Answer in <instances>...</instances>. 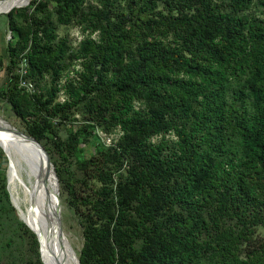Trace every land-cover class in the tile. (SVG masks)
<instances>
[{
  "label": "trees",
  "instance_id": "16d2710c",
  "mask_svg": "<svg viewBox=\"0 0 264 264\" xmlns=\"http://www.w3.org/2000/svg\"><path fill=\"white\" fill-rule=\"evenodd\" d=\"M4 16L0 106L46 150L79 264H264V0H31ZM7 164L0 148V264L16 240L44 264Z\"/></svg>",
  "mask_w": 264,
  "mask_h": 264
},
{
  "label": "bare ground",
  "instance_id": "6f19581e",
  "mask_svg": "<svg viewBox=\"0 0 264 264\" xmlns=\"http://www.w3.org/2000/svg\"><path fill=\"white\" fill-rule=\"evenodd\" d=\"M30 1L4 0L0 2V13H5L18 6H25ZM4 122L8 124L6 121ZM20 134L0 124V147L8 158L7 182L12 201L20 216L26 219L38 232L45 249L52 256L54 264H76L77 258L69 239L63 231L61 235L58 232L55 201L52 196L53 187L50 182L52 172L46 180L42 181L45 168L41 154L36 146L34 148ZM54 185V192H56L55 179ZM47 196L50 203L53 199L51 209L48 208ZM40 256L45 264L41 253Z\"/></svg>",
  "mask_w": 264,
  "mask_h": 264
},
{
  "label": "rangeland",
  "instance_id": "374dc122",
  "mask_svg": "<svg viewBox=\"0 0 264 264\" xmlns=\"http://www.w3.org/2000/svg\"><path fill=\"white\" fill-rule=\"evenodd\" d=\"M4 15L5 14L0 13V57H2L4 59V62L6 64V62H7L6 44H7V41L9 39V32H8V28H7L6 17ZM59 33H60V35L68 34V36L71 39L74 46H76L77 43L83 38V34L78 27L61 28ZM95 38H96V34L92 35V39H95ZM75 68H77V67H75ZM68 75L71 78L74 74H73V72L70 71ZM4 79H5V73H4V71H1L0 72V84L3 83ZM64 81H65V77H63L61 79L60 84H63ZM30 84L33 86V84L31 82H30ZM34 90H35L34 88L33 89L31 88L30 92H34ZM65 98L66 97H65V94L63 93V91L59 92L58 101L63 102L65 100ZM2 119L4 121H6L8 124H10L12 127H14L16 130H18L19 132L24 133V129H23L22 125L19 123V121L16 118L12 117L11 115L5 113L0 106V124L9 128V125L6 124ZM69 128H70V126L67 125V129H69ZM76 128H77L76 126H74V127L71 126V129L76 130ZM66 132H67L66 129L62 130L60 132L61 136L65 137ZM96 136L99 139V142H101L105 145H109L112 140H116V138L118 137V134L106 135L103 132L98 130L96 133ZM22 137L29 144H31L33 146V143L30 142V140H28L24 136H22ZM92 139L86 144H80L79 148H81L83 150V152L79 154V157H81L82 159L88 158L90 155H92L96 151L98 143H97L96 138H94L93 140ZM5 156H6V154H5ZM7 162H8V158H7ZM7 167H8V164H7ZM54 171H55V169H54ZM6 175H7V168H6ZM50 179H51L50 180L51 185L53 187L52 178H50ZM53 180H54V178H53ZM6 183H7V190L9 192V186H8L9 184H8V182H6ZM58 186H59V184H58ZM54 191H55V185L53 187L52 196H53ZM48 194H49V192H48ZM11 198H12V196H11ZM63 198H64V196H62L61 198L59 197L60 209H61L62 231L64 232V235L67 237V239H69L68 241L71 245V248L77 257V254H78V252L82 246V241H83L82 235H81V229L78 226L76 220L74 219L75 218L74 214L72 213L71 210L68 209L65 201H63ZM52 201H53V199H51V203H50L49 197L47 196V204H48V208H50V209L52 208ZM14 202H15V200H14ZM50 212H51V210H50ZM16 213H17V217L19 218V220L20 221L22 220L25 224L27 223L26 225L30 228V226H29L30 224L26 221V219L21 217L17 210H16ZM262 232H263V229H259V233H262ZM35 233L38 234L37 231ZM38 237L40 238L39 234H38ZM41 239L42 238H40L39 240L41 241ZM41 244H42V246H41L40 251H41L42 257L45 260L46 257H44L43 250H45V251H47V250L45 249L42 241H41ZM23 247L24 246L20 245V242L18 240L14 241V243H12L11 247L10 248L8 247L9 250L5 252L6 255L9 254V256L7 257L8 262H10L11 264H34L35 257L33 255L26 257L24 259L23 254L25 253V248H23ZM40 258H41V256H40ZM29 259H30L31 263H28ZM50 264H54L53 259H52Z\"/></svg>",
  "mask_w": 264,
  "mask_h": 264
},
{
  "label": "water",
  "instance_id": "95a60500",
  "mask_svg": "<svg viewBox=\"0 0 264 264\" xmlns=\"http://www.w3.org/2000/svg\"><path fill=\"white\" fill-rule=\"evenodd\" d=\"M4 0H0V2H2ZM30 3V2H29ZM27 3V5L29 4ZM25 5V6H27ZM25 6H18V7H15V8H20V7H25ZM11 10V9H10ZM10 10H8L7 12L5 13H2V14H7ZM10 125V124H9ZM9 128L12 129V131H14L15 133H21L19 132L18 130H16L14 127H12L11 125L9 126ZM23 136H25L28 140H30L38 149L39 151V154H41V158L43 159V167L45 168L44 169V174H43V180H46L47 177H49L48 175L50 174V172H52V175L54 176L53 178L55 179L56 181V185H57V189H56V192L53 193V198H54V201H55V212H56V219H57V223H58V232L59 234L61 235L62 234V223H61V209H60V200H59V186H58V180H57V176L55 175V171H54V167L49 159V156L45 150V148L37 141L35 140L34 138L24 134V133H21ZM8 176V175H7ZM9 197H10V201L12 203V205L14 206V208L16 209L13 201H12V198H11V195L9 193ZM17 210V209H16ZM21 219V218H20ZM22 221V220H21ZM23 222V221H22ZM24 223V222H23ZM25 224V223H24ZM26 225V224H25ZM27 226V225H26ZM28 227V226H27ZM29 228V227H28ZM30 229V228H29ZM31 230V229H30ZM35 234V233H34ZM36 238H38V236L35 234ZM40 238L37 239L38 243H39V249L41 250V241H39ZM38 249V250H39ZM77 258V257H76ZM42 262V261H41ZM76 264H79V260L77 258L76 260Z\"/></svg>",
  "mask_w": 264,
  "mask_h": 264
},
{
  "label": "built area",
  "instance_id": "2783aa9c",
  "mask_svg": "<svg viewBox=\"0 0 264 264\" xmlns=\"http://www.w3.org/2000/svg\"><path fill=\"white\" fill-rule=\"evenodd\" d=\"M21 85L25 87L28 91H30L31 88L33 89V86L30 84V82H22Z\"/></svg>",
  "mask_w": 264,
  "mask_h": 264
}]
</instances>
